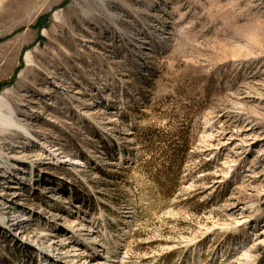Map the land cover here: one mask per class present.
<instances>
[{"label": "rangeland", "instance_id": "rangeland-1", "mask_svg": "<svg viewBox=\"0 0 264 264\" xmlns=\"http://www.w3.org/2000/svg\"><path fill=\"white\" fill-rule=\"evenodd\" d=\"M95 1L0 0V94L34 135L4 137L29 161L0 181L31 189L0 203V264H40L47 188L91 203L117 264H264V0Z\"/></svg>", "mask_w": 264, "mask_h": 264}, {"label": "bare ground", "instance_id": "bare-ground-1", "mask_svg": "<svg viewBox=\"0 0 264 264\" xmlns=\"http://www.w3.org/2000/svg\"><path fill=\"white\" fill-rule=\"evenodd\" d=\"M95 2L97 3V5H100L101 7H103V9L107 10L108 12H111V14H114L112 7H110L109 5L110 0H96ZM83 12L87 16L92 15V11L86 8H83ZM57 19H59L58 16H57ZM27 59L29 60L28 62H32L30 54L27 56ZM11 96H12V93L10 92V90H6L2 94H0V104H1L0 105V172H1L0 175L4 173L2 171L4 169H2L3 167L1 165L2 161L4 162V165L6 164V161H8L7 163H10V162L17 163L18 161L20 162L29 161V159L26 160V154H28V151L26 149L25 150L22 149L21 148L22 145H19L18 148L12 151L8 149L7 147H5L4 137L6 135L11 134V132H15L14 130L26 132L27 136L34 137L33 133H31L28 126H26L27 124L23 125L25 122L23 123L24 120L22 116H18L17 122L15 121L17 124L14 123L13 120L16 119V113H15L16 110H13L11 108V106H13L10 100ZM90 105H92V103H89V107ZM9 111H11V114H13L14 119L10 115ZM21 123H22V127H21ZM41 144L42 143H40V145ZM238 146L239 144L236 145V149L238 148ZM41 149H47L50 151H52V149L57 150L56 153L61 154L60 156H58L61 159L58 160L57 162L60 163V165H62V163H66V165H68L70 169L74 170V171L71 170L73 172H81L82 169H83L82 172H84L85 169L87 173L89 172L87 169L88 167H82L84 164L82 160H85V159L80 158L81 159L80 160V159H77L76 156H74L73 154L72 156L68 153L64 154L60 152L57 145H52V147L48 148V145L46 144L44 146H41ZM40 153L41 152L39 150L37 152V155H41ZM53 154H55V152H53ZM37 158H38L37 156H34L32 159L36 160ZM50 162L52 165L54 164L53 159ZM58 163H55V165H57ZM18 164H20L21 166H19ZM18 164L14 166H16L19 171L24 172L25 169H23L24 166L22 165V163H18ZM6 166L8 165L6 164ZM7 169L10 170V166H8ZM37 172L35 173V175L37 174ZM5 176L7 177L9 175H5ZM25 176L20 175V173H16V172L15 174L13 173L11 174V177L13 178V180H15L13 182H15V184L17 183L20 185L24 184ZM26 178H28V176ZM12 186L14 185H10V184L7 185L5 182L0 181V203H6L7 205H12L8 201V198L11 200V202H15L18 199H21V200L22 198L24 199V197H27V195L30 194L29 189H31V187L29 186L26 187L27 185L20 187V189L18 190H12L11 189L13 188ZM62 194H63L62 192L52 194L50 193L48 188L45 189V191H43L42 197L46 198L47 203L44 205L42 203L44 198H42L41 196L38 197L39 199H37V204L43 205L39 207V210L41 212L46 213V216L50 217L49 220L47 217L46 218H42L41 216L34 217L32 211L27 210L30 213V215H32L31 218L34 221L35 225H42L41 223L44 224L48 222L46 229L40 228L39 226H37V228H34V233L36 234V236L39 239H41V241L42 240L45 241V245L43 247L41 246V250L44 251V254L40 255L38 259L40 264H117V262L120 259L117 261L115 255H117L118 252H120L119 248L121 246L120 244L121 242H115L113 246H110V247L108 246V248H106L105 250L104 230L102 232L100 223L98 224V220L94 217V215H92L93 209H92L91 203L88 201L83 202L81 200H77L76 194L74 193H71L72 199L70 200L69 198L65 199ZM75 199L79 203L74 202ZM22 204L23 202L19 203V206H22ZM55 204H57L58 207H55ZM49 207H52V208L55 207L56 210L60 209V211L56 213L52 210H49L48 209ZM13 208L16 210L19 209L17 204L14 205ZM64 210L68 214L65 220L68 224L66 225L67 229H61L59 227V224L56 223L57 221H59L60 218L65 217L64 215H66V213ZM9 211L10 213H12V217L9 218V220L11 221L12 218H14V215L18 214V211H16V213L15 212L13 213L12 210H9ZM245 214L246 213L244 212L240 214V215H243V220H246ZM61 215H63V217ZM103 218L105 219V213H103ZM104 219L102 221H104ZM11 226H16V227H13V229L16 228L15 232L16 234H18L21 229L19 228V224H17V222H12ZM73 228L75 229L77 228V230L75 231V229ZM13 229L11 230L12 235L9 234L8 237H11L13 241L15 242L25 239L24 237L26 234L29 233V230L33 231V228H32L29 230H24L23 232L24 236L22 235L13 236L15 235ZM81 238H83V240L79 241V239ZM261 251H262V247L259 248L258 252L261 253ZM44 260L46 262H44Z\"/></svg>", "mask_w": 264, "mask_h": 264}, {"label": "trees", "instance_id": "trees-1", "mask_svg": "<svg viewBox=\"0 0 264 264\" xmlns=\"http://www.w3.org/2000/svg\"><path fill=\"white\" fill-rule=\"evenodd\" d=\"M39 23H40V21H39Z\"/></svg>", "mask_w": 264, "mask_h": 264}]
</instances>
